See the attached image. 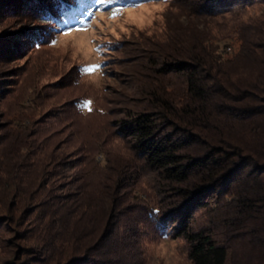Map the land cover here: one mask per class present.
Returning <instances> with one entry per match:
<instances>
[{
	"label": "rangeland",
	"instance_id": "obj_1",
	"mask_svg": "<svg viewBox=\"0 0 264 264\" xmlns=\"http://www.w3.org/2000/svg\"><path fill=\"white\" fill-rule=\"evenodd\" d=\"M120 1L87 0L75 11L74 23L55 30L42 17L13 18L0 11V37L14 32L13 44L6 45L16 55L0 60V264L22 260L23 246L34 249L33 264H48L44 249L52 234L64 241L57 252L76 245L68 235L80 240L89 234V243L96 233L92 228L100 231L109 219L100 216L99 193L116 197L112 204L120 215L112 216L114 231L120 232L128 217L139 230L150 227L145 218H136L143 206L158 205L162 184L129 139L116 133L115 121L141 108L143 90L167 99L183 94L180 76L160 74L148 64L157 53L154 44L167 38L164 22L174 20L176 9L170 5L179 0ZM261 20L264 0H250L232 21L213 19L209 33L218 38L217 52L224 56L235 50L234 39L219 38L232 23L247 33L260 28ZM23 29L47 38L33 45L31 40L42 34L23 38ZM204 217L196 210L192 223L202 224ZM140 246L143 264H190L181 238L147 231Z\"/></svg>",
	"mask_w": 264,
	"mask_h": 264
},
{
	"label": "trees",
	"instance_id": "obj_2",
	"mask_svg": "<svg viewBox=\"0 0 264 264\" xmlns=\"http://www.w3.org/2000/svg\"><path fill=\"white\" fill-rule=\"evenodd\" d=\"M86 2L0 0V11L13 18L42 17L55 30L74 23L79 18L75 11ZM249 2L172 3L176 13L174 20L164 22L163 38H167L154 44L157 53L148 57V64L160 74L180 76L183 94L167 99L143 90L141 108L115 121L116 133L129 139L132 150L162 184L156 191L161 196L158 205L143 206L136 219L148 220L146 227L150 222V236L183 239L190 264H264V20L260 28L251 27L247 33L232 23L219 38L234 39L237 46L224 56L214 45L218 38L209 33L213 19L232 21ZM24 30L19 31L23 38L35 33ZM38 33L42 34L34 36ZM13 34L0 37V60L16 57L6 45L13 44ZM46 38L42 34L31 43ZM78 102L72 103L77 113ZM108 195L99 193L100 216L110 220H104L100 231V226L92 228L96 233L89 243L85 240L89 234L80 240L68 235L76 245L58 252L64 241L52 234L44 249L48 264H143L140 237L147 232L145 227L137 229L135 218L128 217L136 226L127 221L120 232L114 231L111 220L120 215L119 206L112 204L114 193ZM199 209L204 223L194 225V212ZM61 214L55 215L58 220ZM31 247L20 248L22 260L6 259L2 264H33Z\"/></svg>",
	"mask_w": 264,
	"mask_h": 264
},
{
	"label": "snow or ice",
	"instance_id": "obj_3",
	"mask_svg": "<svg viewBox=\"0 0 264 264\" xmlns=\"http://www.w3.org/2000/svg\"><path fill=\"white\" fill-rule=\"evenodd\" d=\"M98 3H100V4H103L104 3V0H98ZM91 69H89V71H90Z\"/></svg>",
	"mask_w": 264,
	"mask_h": 264
}]
</instances>
